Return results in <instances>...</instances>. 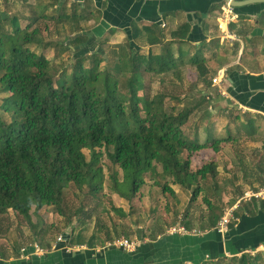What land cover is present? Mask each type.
Masks as SVG:
<instances>
[{"label": "trees", "instance_id": "obj_1", "mask_svg": "<svg viewBox=\"0 0 264 264\" xmlns=\"http://www.w3.org/2000/svg\"><path fill=\"white\" fill-rule=\"evenodd\" d=\"M43 16L33 18L25 28L13 17L8 23L11 30L0 17V93L4 95L0 107L9 116L7 120L0 115V218L13 211L30 223L32 209L45 207L64 215L63 193L71 184L88 186L92 193L102 189L103 150L123 173L122 181L113 176L112 191L120 198L134 199L149 174L152 186L162 194L176 196L172 185L179 186L192 191L194 201L202 192L201 182L217 178L218 167L210 162L193 171L192 157L206 150L218 154L233 139L207 134L200 143L198 135L190 138L183 128L194 109L168 110L167 96L153 94L145 75L160 77L164 83L172 74L182 81L183 53L175 55L169 47L160 54L144 53L133 45L138 39L135 33L121 45L120 53L114 50L109 57L85 50L91 42L82 34L69 40L78 55L74 64L53 76L51 61L33 50L42 46V34L32 25ZM80 46L83 50L76 51ZM204 48L195 50L187 64L198 81L210 87L209 78L218 76L227 59L217 54L206 57L201 54ZM202 99L211 106L217 103L206 93ZM247 127L254 132L252 123ZM259 210H264L263 201ZM217 219L202 227L213 228ZM232 261L257 262L246 253Z\"/></svg>", "mask_w": 264, "mask_h": 264}, {"label": "rangeland", "instance_id": "obj_2", "mask_svg": "<svg viewBox=\"0 0 264 264\" xmlns=\"http://www.w3.org/2000/svg\"><path fill=\"white\" fill-rule=\"evenodd\" d=\"M39 15L44 16L37 24L32 25V29H40L42 46H36L33 50L51 61L53 76H60L61 71L67 69L68 65H73L78 57L69 40L82 34L88 38L95 37L92 28L95 22L88 6H75L70 0H0V17L9 30L11 28L8 23L13 17H17L21 27L25 28ZM60 15L64 16L60 18ZM98 34L97 32L96 35ZM121 45L110 44L109 41H94L84 49L88 52H104L111 57L112 51L121 52ZM81 47L84 46L76 51H82ZM224 48L229 49L228 43ZM202 51L201 54L210 56L207 50ZM193 54L189 50L184 55L186 66H182V81L172 74L166 76L164 83L160 81V77L145 76L153 94L162 93L167 96L168 110L174 108L175 112H181L184 109H194L189 123L183 128L185 135L190 138L198 135L200 143L206 140L207 134L215 139L232 137L233 140L221 146L218 154L206 150L192 157L193 171L215 162L218 167L217 178L201 182L202 192L191 201L192 191L184 189L178 196L162 194L160 188L152 186L154 180H150L148 174L147 184L134 199L127 200L116 196L112 191L113 176L116 175L117 180L122 181L123 173L112 164L103 150L100 161L104 170L102 189L92 193L88 186L79 188L71 184L63 193L64 215H60L53 207H45L39 211L32 209L30 223L13 211L0 218V259L8 262L11 257H20L23 248L34 244L43 249L48 242L50 251L57 249L59 237L72 231L75 233L73 242H79L82 237L81 240L94 242L101 248L122 239L141 243V239L154 238L161 225L167 233L177 226L202 233L207 230L202 226L208 225L215 216L218 219L214 229L229 209L238 206L235 211L237 216L261 201L260 198L245 200V197L248 193L264 192V118L230 107L222 101L216 76L209 78L210 87L199 82L195 70L187 64ZM202 93H206L212 102L217 103L209 105L202 99ZM3 97L0 93V106ZM0 115L9 120L1 107ZM249 123H252L254 132L247 127ZM84 153L89 160V151L85 150ZM122 191L127 192V187H123ZM106 253L109 256L120 254L114 248H108ZM246 254L255 258L256 264H264V250ZM232 259L227 257L206 263L237 264Z\"/></svg>", "mask_w": 264, "mask_h": 264}, {"label": "crops", "instance_id": "obj_3", "mask_svg": "<svg viewBox=\"0 0 264 264\" xmlns=\"http://www.w3.org/2000/svg\"><path fill=\"white\" fill-rule=\"evenodd\" d=\"M70 1L88 6L92 14L95 37H89L90 42L121 45L137 33L133 45L144 53L152 50L160 54L169 47L175 55L180 51L186 55L189 50L193 53L204 46L210 56L225 57L227 63L220 71L225 72L226 95L220 99L230 107L264 118V3L236 8L238 18L226 30L221 24L224 0ZM228 34L232 39L227 38ZM151 41L160 42L151 45ZM227 43L229 49L224 48ZM172 189L176 196L182 192L179 186L172 185ZM257 205L258 208L255 205L237 215L224 235L214 227L200 235H170L161 225L154 238L141 239L137 249L127 253L114 246L101 248L94 242H73L72 231L62 235L65 242L57 249L50 251L47 242L44 256H36L29 248L27 256L11 257L8 262L1 258L0 264H206L238 257L264 250V210L260 211V204ZM108 248L117 249L120 254L109 256ZM71 256H78L79 260L73 261Z\"/></svg>", "mask_w": 264, "mask_h": 264}, {"label": "built area", "instance_id": "obj_4", "mask_svg": "<svg viewBox=\"0 0 264 264\" xmlns=\"http://www.w3.org/2000/svg\"><path fill=\"white\" fill-rule=\"evenodd\" d=\"M223 19H222V24L223 26L226 28L227 25L233 23L238 17L235 15L234 13V9L231 7V5L229 3H225L224 7H223ZM227 30V28H226ZM228 39H232L231 35H227ZM225 72L224 71H220L218 73V76H216L217 78L215 79L217 86H219L220 88V94L222 97H224L226 95V92L224 90V85H225ZM252 198H257V199H261V201L264 202V192L262 193H248L246 194L245 200H251ZM261 201H258V203L260 204ZM236 209H238V206H235L233 209H229L228 212L220 219V221L218 222L216 228L214 229L217 233L224 235L225 233H227V231L229 230V226L236 221V216H235V211ZM168 234L170 235H200L202 234L201 232L198 231H189L187 228L185 227H181V226H177V227H172L169 231ZM65 242V237L61 236L58 239V244ZM139 241L135 240V241H127V240H117L116 242H114L113 244H109L108 247H116L119 248L127 253H133L137 247H138ZM29 248H32L34 251L33 253L36 256H44L46 254L45 250H43L38 244H34V245H30L27 246L25 248H23L21 250L22 253V257L27 256V250Z\"/></svg>", "mask_w": 264, "mask_h": 264}, {"label": "water", "instance_id": "obj_5", "mask_svg": "<svg viewBox=\"0 0 264 264\" xmlns=\"http://www.w3.org/2000/svg\"><path fill=\"white\" fill-rule=\"evenodd\" d=\"M156 1H169V0H156ZM224 1L226 3H229L234 10L236 8H240V7L251 5V4L264 3V0H247V1H243V2L236 1V0H224Z\"/></svg>", "mask_w": 264, "mask_h": 264}]
</instances>
